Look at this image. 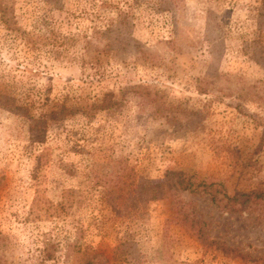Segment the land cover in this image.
<instances>
[{
    "label": "rangeland",
    "instance_id": "rangeland-1",
    "mask_svg": "<svg viewBox=\"0 0 264 264\" xmlns=\"http://www.w3.org/2000/svg\"><path fill=\"white\" fill-rule=\"evenodd\" d=\"M256 189L264 0H0V264H264Z\"/></svg>",
    "mask_w": 264,
    "mask_h": 264
},
{
    "label": "trees",
    "instance_id": "trees-1",
    "mask_svg": "<svg viewBox=\"0 0 264 264\" xmlns=\"http://www.w3.org/2000/svg\"><path fill=\"white\" fill-rule=\"evenodd\" d=\"M177 176L178 180L174 182V185H180L181 188L187 189L191 192H200V190L213 193L212 198L214 200H218V196H216V193H219L220 191V186L217 183V180L211 179V180H197L193 176L188 175L184 172H179V171H174L170 172V177L167 175L165 180L162 181H156L153 183H150V193L152 195V198L158 199V198H163L168 194V191L170 190L171 186V181H172V176ZM218 189V192H214V189ZM218 187V188H217ZM241 196H245L246 199L250 198L251 196H255L257 199L259 198H264V190H253L251 192H240ZM225 196L228 197L230 200H233L234 202H238L239 196L238 194L234 196H230L227 193H225ZM127 200V195H122L120 197V205H122V201L125 202ZM117 257V256H114ZM93 264L92 262H89Z\"/></svg>",
    "mask_w": 264,
    "mask_h": 264
}]
</instances>
